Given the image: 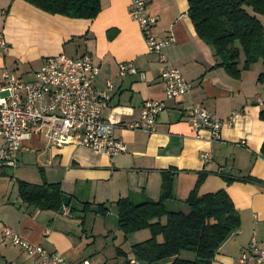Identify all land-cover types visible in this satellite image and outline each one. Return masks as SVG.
Masks as SVG:
<instances>
[{"label": "crops", "instance_id": "1", "mask_svg": "<svg viewBox=\"0 0 264 264\" xmlns=\"http://www.w3.org/2000/svg\"><path fill=\"white\" fill-rule=\"evenodd\" d=\"M144 1L156 21V38L172 39L162 50L166 64L191 85L187 96L166 103L152 133L120 127L138 118L144 102L164 100L160 73L165 64L147 53L130 17L128 0H101V11L93 20L51 16L22 0H0V35L8 47L0 52V84L4 73L33 81L48 57L86 55L99 69L96 87L113 84L103 119L118 125L114 137L126 146L124 153L110 159L78 146V136L61 148L37 135L24 141L13 169L19 171V178L11 182L5 177L7 169H0V264H39L36 257L4 239V229L60 254L63 264L136 263L131 247L148 240L150 234L141 231L124 237L118 230L115 203L123 199L134 204L158 202L163 176L172 182V196L164 203L169 213H189L186 200L201 178L198 197L223 191L237 211L239 229L218 249L212 264H239L241 251L252 237L264 249V156L260 153L264 121L259 118L264 110V83L257 80L264 68L257 63L239 80L230 78L217 67L214 50L197 37L187 15L188 0ZM32 55L34 66L18 74L20 62ZM122 63H131L145 79L120 77ZM189 107L203 108L223 122L220 142H206V131L200 133L204 140L193 138L184 119ZM207 152L211 159L205 163L200 156ZM18 181L59 185L70 198L69 208L62 204L60 212H44L21 202ZM84 204L91 212L81 226L76 217L82 216ZM98 205L107 208L105 216L94 213ZM181 258L192 260L193 255L184 253Z\"/></svg>", "mask_w": 264, "mask_h": 264}, {"label": "built area", "instance_id": "2", "mask_svg": "<svg viewBox=\"0 0 264 264\" xmlns=\"http://www.w3.org/2000/svg\"><path fill=\"white\" fill-rule=\"evenodd\" d=\"M128 2L130 17L139 29L147 53L156 55L165 64L160 73L164 100L144 102L138 118L120 127L134 132L152 133L166 103L187 96L191 85L179 70L166 64L162 50L172 39L156 38V21L148 14L146 2ZM7 48L0 35V52H6ZM98 74V67L86 55L78 58L65 55L48 57L30 82H23L14 74L4 73L0 84V169L17 167V157L24 151L22 143L33 135L42 136L55 148L70 144L78 136V146L106 155L110 159L124 153L125 144L114 137V130L118 125L103 119L113 84L107 82L103 89H98ZM119 76L145 79L144 74L139 73L131 63L119 65ZM184 119L195 140H204L200 133L206 131V142H220L223 122L207 110L189 107L184 111ZM227 124L230 125L229 122ZM200 159L205 163L209 162L211 153H204ZM3 237L27 255L36 257L39 264H63L60 254L33 246L9 229H4ZM81 264L89 263L83 261ZM239 264H264V249L257 245L254 237L241 251Z\"/></svg>", "mask_w": 264, "mask_h": 264}, {"label": "trees", "instance_id": "3", "mask_svg": "<svg viewBox=\"0 0 264 264\" xmlns=\"http://www.w3.org/2000/svg\"><path fill=\"white\" fill-rule=\"evenodd\" d=\"M22 1L48 15L69 19L93 20L101 11V0ZM245 8L264 16V0H188L187 15L197 37L214 50L217 67L234 80H239L243 72L257 63L264 68V29ZM257 80L264 83V74ZM259 118L264 121V110ZM260 153L264 156V141ZM201 181L202 178L186 200L188 214L165 210L164 203L172 196V182L168 176H163L158 202L134 204L123 199L115 203L118 230L124 237L141 231L150 234L148 240L131 247L137 264H212L218 249L237 232L239 217L227 194L222 191L198 197L197 187ZM17 192L21 202L40 211L62 210L64 194L59 185L18 181ZM107 211L106 207L98 205L94 213L105 216ZM89 212L90 206L84 204L82 216L76 217L81 226ZM73 213L70 208L69 215L74 218ZM184 253L192 254L193 259H182Z\"/></svg>", "mask_w": 264, "mask_h": 264}, {"label": "rangeland", "instance_id": "4", "mask_svg": "<svg viewBox=\"0 0 264 264\" xmlns=\"http://www.w3.org/2000/svg\"><path fill=\"white\" fill-rule=\"evenodd\" d=\"M245 11H246V13L248 14V15H250V16H255L258 20H259V22L261 23V25L263 26V29H264V16H259V15H255V14H253V12H252V10L250 9V8H245ZM33 57V55L31 56V57H28V58H26L24 61H21L20 62V65H18V67H19V70H18V74H22L23 73V71L24 70H27V69H29V68H31V67H33L34 65V63L32 64V58ZM34 58V57H33ZM258 65V67H262V64L261 63H258L257 64ZM261 69H263V68H261ZM263 72H264V70H263ZM18 170L17 171H15V170H13V169H7L6 171H5V177H7V180H9V181H11V182H13L15 179H18L19 178V174H18ZM35 172H30V175H32L31 177H30V182H33L32 180H34L33 179V177H34V174ZM34 184V183H33ZM108 221H110V218H108ZM115 223V222H114ZM162 223H165V219H163L162 220ZM111 242H112V240H111ZM125 247V246H124ZM123 248V247H122Z\"/></svg>", "mask_w": 264, "mask_h": 264}, {"label": "water", "instance_id": "5", "mask_svg": "<svg viewBox=\"0 0 264 264\" xmlns=\"http://www.w3.org/2000/svg\"><path fill=\"white\" fill-rule=\"evenodd\" d=\"M70 203V198L66 195L63 196V205L64 207H68Z\"/></svg>", "mask_w": 264, "mask_h": 264}]
</instances>
